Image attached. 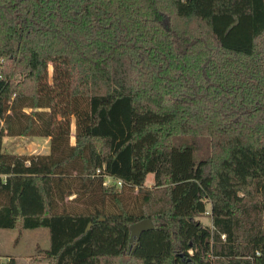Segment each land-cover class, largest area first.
I'll return each mask as SVG.
<instances>
[{
  "label": "trees",
  "instance_id": "trees-1",
  "mask_svg": "<svg viewBox=\"0 0 264 264\" xmlns=\"http://www.w3.org/2000/svg\"><path fill=\"white\" fill-rule=\"evenodd\" d=\"M39 227L38 264H264V0H0V228Z\"/></svg>",
  "mask_w": 264,
  "mask_h": 264
},
{
  "label": "rangeland",
  "instance_id": "rangeland-1",
  "mask_svg": "<svg viewBox=\"0 0 264 264\" xmlns=\"http://www.w3.org/2000/svg\"><path fill=\"white\" fill-rule=\"evenodd\" d=\"M53 68L50 67L52 76ZM74 128V125H73ZM3 150L8 153L22 155L47 154L50 152V138L35 136H5ZM75 142V139H72ZM154 173L147 177L146 186H154ZM208 210L199 219L205 225L213 226L210 204ZM226 237V236H225ZM222 238H224L222 236ZM50 244L49 229L39 227L34 229L0 228V264H38L34 257L37 254V247L47 248ZM193 253V250H190Z\"/></svg>",
  "mask_w": 264,
  "mask_h": 264
},
{
  "label": "water",
  "instance_id": "water-1",
  "mask_svg": "<svg viewBox=\"0 0 264 264\" xmlns=\"http://www.w3.org/2000/svg\"><path fill=\"white\" fill-rule=\"evenodd\" d=\"M91 225L92 223L89 224L88 229L91 227ZM153 228H154V225L151 219H148V218L138 221L136 223H133L130 226V230H131L130 240L133 241L135 238L138 240L143 232L148 231Z\"/></svg>",
  "mask_w": 264,
  "mask_h": 264
},
{
  "label": "built area",
  "instance_id": "built-area-1",
  "mask_svg": "<svg viewBox=\"0 0 264 264\" xmlns=\"http://www.w3.org/2000/svg\"><path fill=\"white\" fill-rule=\"evenodd\" d=\"M116 180L114 179V177H112V176H106V184H111V183H113V182H115ZM117 183H118V185H122V180H117ZM224 238H225V234H223L222 235Z\"/></svg>",
  "mask_w": 264,
  "mask_h": 264
}]
</instances>
